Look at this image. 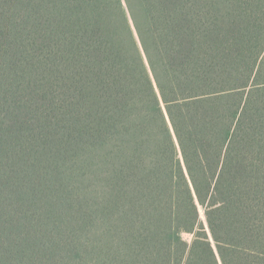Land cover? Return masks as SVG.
Here are the masks:
<instances>
[{
    "label": "trees",
    "instance_id": "obj_1",
    "mask_svg": "<svg viewBox=\"0 0 264 264\" xmlns=\"http://www.w3.org/2000/svg\"><path fill=\"white\" fill-rule=\"evenodd\" d=\"M0 264H264V0H0Z\"/></svg>",
    "mask_w": 264,
    "mask_h": 264
},
{
    "label": "rangeland",
    "instance_id": "obj_2",
    "mask_svg": "<svg viewBox=\"0 0 264 264\" xmlns=\"http://www.w3.org/2000/svg\"><path fill=\"white\" fill-rule=\"evenodd\" d=\"M201 215H202V213H201ZM184 238L189 239L190 237L188 235H185Z\"/></svg>",
    "mask_w": 264,
    "mask_h": 264
}]
</instances>
